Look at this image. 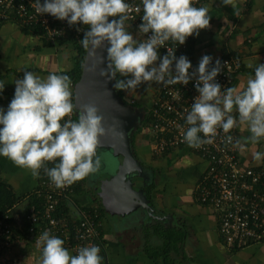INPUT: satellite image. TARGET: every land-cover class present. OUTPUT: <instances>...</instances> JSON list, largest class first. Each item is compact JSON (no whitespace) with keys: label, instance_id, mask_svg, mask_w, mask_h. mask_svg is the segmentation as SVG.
Returning a JSON list of instances; mask_svg holds the SVG:
<instances>
[{"label":"clouds","instance_id":"9594fccd","mask_svg":"<svg viewBox=\"0 0 264 264\" xmlns=\"http://www.w3.org/2000/svg\"><path fill=\"white\" fill-rule=\"evenodd\" d=\"M235 8L233 0H221ZM35 11L66 21L69 26H87L79 42L90 54H95L105 42L107 70L100 76L115 79L114 87L135 91L142 84L188 85L195 80L198 96L184 117L186 129L183 141L188 147L199 149L214 142L218 130L229 134L238 125H245L249 136L241 139L224 137L233 149L245 151L249 144L264 140V64L251 62L254 75L246 85L223 89L216 81L221 72L220 61L214 66L212 57H201L198 67L183 55H175L177 47L190 36H199L209 26V9L195 6L196 0H140L136 12L142 8L139 33H151L137 41L128 31L126 22L133 7L127 0H35ZM109 17L115 19L109 20ZM80 29H77L79 31ZM165 48L167 54L160 56ZM157 61L159 63L157 64ZM123 77L124 79H117ZM13 99L7 109L0 108V157L27 170L34 179L41 171L58 189L70 186L101 171L106 166L101 151V138L107 135L103 116L94 104L80 105L72 90V79L65 73L40 76L24 71L22 79H15ZM5 83L0 81V93ZM253 159L259 163L264 152L256 151ZM52 166L49 167L48 165ZM42 243L39 264H104L98 245L80 246L75 254L64 246V240L43 231L37 239Z\"/></svg>","mask_w":264,"mask_h":264},{"label":"crops","instance_id":"0c3cea01","mask_svg":"<svg viewBox=\"0 0 264 264\" xmlns=\"http://www.w3.org/2000/svg\"><path fill=\"white\" fill-rule=\"evenodd\" d=\"M233 2L235 8L224 5L221 0L206 3L211 19L208 28L194 36L193 57L200 61L202 56L209 55L212 62L228 56L238 58L240 69L231 86L237 87L246 85L247 78L254 75L256 63L264 64V0ZM69 50L68 47L42 48L40 40L25 34L18 24H0V81L5 83L0 93V108L7 109L14 96V81L22 79L24 71L44 77L71 69ZM249 62L253 68L247 67ZM236 130L241 139L250 135L245 125L236 126ZM139 142L141 145L142 140ZM140 145L139 153L144 155L148 147ZM256 151L264 152V140L239 151L243 167L264 170V158L259 163L253 159ZM154 163L162 176L156 208L165 216L160 222L165 251L161 255L154 254L155 258H150L145 251L151 239L146 238L147 234L141 229L146 212L139 209L119 223L102 221L104 264H264V243L243 247L227 244L219 232L218 212L200 205L196 199V185L206 170V164L198 156L179 149ZM3 180L18 196L24 197L11 214L19 242L15 243L9 257L13 264H39L42 243L38 244L37 239L41 232L33 235L29 232L31 225H27L28 199L36 191L38 181L27 170L0 157V181ZM88 198L77 199L85 204L91 201ZM80 214L76 212L74 216Z\"/></svg>","mask_w":264,"mask_h":264},{"label":"built area","instance_id":"2783aa9c","mask_svg":"<svg viewBox=\"0 0 264 264\" xmlns=\"http://www.w3.org/2000/svg\"><path fill=\"white\" fill-rule=\"evenodd\" d=\"M203 1L196 0L195 6L204 5L205 1ZM127 2L133 7V11L130 13L131 18L126 22L127 27L137 35L139 41L147 39L151 33L142 34L138 31L143 13L142 8L140 12H136L135 7L140 4V0H127ZM42 3L43 0H41ZM35 8V0H0V24L16 23L20 28L38 29L41 38L55 44L62 38L78 40L87 30V26L82 24L69 26L66 21H60L51 15H39ZM77 29L80 30L77 31ZM192 41H194V36L188 37L184 45H172L169 42L168 46L177 47L176 57L185 56L192 64V70H195L199 62H192L187 55ZM160 50L167 54L165 48ZM219 61L221 72L216 77V81L221 85L223 91V89L232 86L234 76L239 72L241 63L234 56H228ZM215 62H212L210 67L214 66ZM194 84L195 80L190 81L188 85L176 84L167 87L160 85L157 96L152 98L153 116L156 120L151 133L155 139L153 146L155 151L164 150L170 146L178 148L180 145L186 144L183 141V130L187 127L184 117L190 111L194 98L198 96ZM75 85L72 83L73 93ZM183 90L191 92V97L184 99ZM73 119H75V113ZM235 129L236 127L229 134L238 138ZM172 132L175 135L169 138L168 135ZM160 133L163 134V137L160 136ZM229 134L218 130L212 144L192 149L193 153L204 160L206 164L203 180L197 186L198 202L200 205L214 208L218 212L219 232L227 244L235 247L263 244L264 170L243 167L238 158L239 150L233 149L225 143L224 137ZM37 181L38 186L34 193L42 198L43 205L40 210L35 206L31 207L27 215V221L31 224L29 232L36 235L48 230L50 234L63 239L64 246L72 254H75L80 246L95 244L101 248L102 255L104 245L98 232V227L101 224L96 222L95 215H92L91 212L81 213L79 222L73 223L66 216L57 214L61 202L70 200L75 183L58 189L43 171ZM17 242L19 239L13 231L9 215L0 222V264H13L9 255Z\"/></svg>","mask_w":264,"mask_h":264},{"label":"water","instance_id":"95a60500","mask_svg":"<svg viewBox=\"0 0 264 264\" xmlns=\"http://www.w3.org/2000/svg\"><path fill=\"white\" fill-rule=\"evenodd\" d=\"M108 46L105 42L94 55L86 51L82 74L74 89L75 115L80 105L91 103L104 118L107 135L101 138V151L111 158L105 159L107 164L100 172L88 177V183L111 220L119 223L139 209L152 212L145 193L150 176L136 155L132 141L145 111L124 102L114 87L115 79L100 76L101 70H107Z\"/></svg>","mask_w":264,"mask_h":264},{"label":"trees","instance_id":"16d2710c","mask_svg":"<svg viewBox=\"0 0 264 264\" xmlns=\"http://www.w3.org/2000/svg\"><path fill=\"white\" fill-rule=\"evenodd\" d=\"M204 1H205V3L202 6L206 7L207 6L206 3L209 0H204ZM22 30L25 34L37 37L42 44V48H44V47L45 48H55V47L58 48V47H63V46L67 45L68 48H70L69 51L71 53H73V57L71 58L72 67L68 71H63L61 73H65V74L69 75L72 79L73 84H76L80 80V77L82 74V69H83V63H84L85 56H86V50L81 46L79 41L81 39H83L84 33L82 34L81 38L78 40H72V39L69 40V39L62 38L60 41H58L55 44L53 42H50L46 39L41 38L40 33L38 32V29L22 28ZM128 31H130L131 34L133 32L130 28H128ZM193 46H194V41H192V43L190 44V48L188 50L187 55L192 62H194V61L199 62V61H196L193 57L194 56L193 55ZM159 52H160L161 56L166 55V53L162 50H159ZM117 79H124V78L118 76ZM144 90L145 89L142 88L140 94H138L135 91L134 96L129 91L126 92V91L119 90V95L122 97L124 102L126 104H128L129 106H132L133 108H136V109L142 108L145 111L144 119L140 122V127H139L138 131L135 133V135L133 136L132 141H133V147H134L136 155L138 156L139 160L141 161V163L144 167V170L150 176V179L148 181L145 193H146V196L149 199L150 204H151L152 212L150 214H152V216L145 211L146 212V217H145L146 219L143 218L144 220L141 221L140 226H141V229L144 231V233L147 234L146 238H150L152 240V241L149 240L147 242L148 244H150V241H151L152 244H150V245L146 244V250L145 251L149 254L150 258L151 257L155 258L156 257L155 255H157V254L161 255L162 254L161 252L165 251V248L161 244L163 242V239L161 238L162 229L160 227L161 226L160 222H162V220H163L162 218L165 216H161L162 213H160V211H157V208H156V207H158L156 204V196H157V193L159 192L158 188H159L162 176H161L160 169H158V167H156L154 162L155 161H161L162 159H165L170 153L174 152L175 150H179V149H182L186 152L189 151V152L193 153V151H192L193 148L188 147L187 144L180 145L178 148H177V146L176 147L170 146V147H168L164 150H160V151H155L152 148V146L155 144V139L153 138V135L151 132H152V127H153L156 119L153 116L154 106H153L152 100L146 104H143L141 102L142 100H140L144 97ZM156 91H153L154 97L157 96L159 89ZM182 96L184 99L189 98V97H191V92L189 93L188 91L183 90ZM164 100H166V99H164ZM148 131H149V133L146 134V132H148ZM174 135H175V133L172 132L168 135V137L169 138L174 137ZM236 135L238 136L237 130H236ZM160 136L163 137V134L160 133ZM140 140H142L141 145L139 142ZM139 145L140 146L143 145V146L148 147V152L145 153L144 155L140 154L139 153ZM199 159H201V158H199ZM202 161L204 162V160H202ZM203 175L200 177L198 184L200 183V181L202 182ZM88 180H89L88 178H85L84 180L75 182V184L73 186L74 192L70 195V198H69L70 200H63L61 202V204L59 205V207L57 209V214H58V216H66L68 219H71L73 223H77V222H79V220H78L79 216H74V214L76 215V212H79V213L91 212L92 215L96 216V222H99L101 224V226L98 227V232L100 233L99 238L102 241V227H103L102 221L104 219L107 221H110L111 217L108 216V214L104 210L103 206L99 202L96 194L89 187ZM198 184L196 185V188H195V196H196L197 200H198V198H197V194H198L197 186H198ZM82 196L89 197L88 199H91V201L88 200V202H86L85 204L80 203V201L77 198H80ZM23 200H24V197L18 196L15 193V191L11 185H9L4 180L0 181V222L4 221L7 216H9V215L11 216V214H12L13 210L16 208V206H18L21 202H23ZM28 202H29V205H28L29 207H28L27 211H29L32 206H35L40 210L42 208V205H43L42 198L39 197L36 193H33L29 196ZM28 224L31 225L29 222H27V225ZM262 242H264V239ZM158 250L160 251V253H156V252H158Z\"/></svg>","mask_w":264,"mask_h":264},{"label":"rangeland","instance_id":"374dc122","mask_svg":"<svg viewBox=\"0 0 264 264\" xmlns=\"http://www.w3.org/2000/svg\"><path fill=\"white\" fill-rule=\"evenodd\" d=\"M132 35H133V38L134 39H136L137 41H139V38L137 37V35H135L133 32H132ZM61 48H63V47H61ZM72 54V56L70 57V59L73 57V53H71ZM161 56V55H160ZM162 57V56H161ZM159 63V61H157V64ZM159 87H160V85L159 84H154V83H150V84H148V85H145V84H142L138 89H136L135 91L138 93V94H140L141 93V89L142 88H144L145 90H144V97L142 98V99H140V100H142L141 102L143 103V104H146V103H148V102H150L151 100H152V98L154 97V92L153 91H156V90H158L159 89ZM135 91H129L133 96H134V93H135ZM157 92V91H156ZM147 133H149V131L148 132H146V134ZM144 134V133H143ZM145 135V134H144ZM152 143V142H151ZM154 146V145H153ZM153 146H152V148H153ZM104 156H105V159L106 160H110V159H108V158H111L109 155H106V154H104ZM92 191L94 192V190L92 189ZM95 193V192H94ZM30 211V210H29ZM29 211H28V213H29ZM28 222V221H27Z\"/></svg>","mask_w":264,"mask_h":264}]
</instances>
